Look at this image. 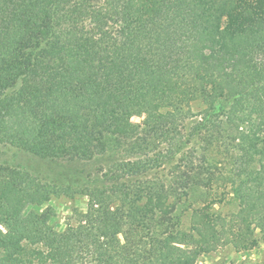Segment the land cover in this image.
<instances>
[{"label":"trees","instance_id":"trees-1","mask_svg":"<svg viewBox=\"0 0 264 264\" xmlns=\"http://www.w3.org/2000/svg\"><path fill=\"white\" fill-rule=\"evenodd\" d=\"M137 2L0 0V144L68 163L118 155L83 189L0 167L28 197L17 214L0 197V264H197L264 244V0H159L149 17ZM173 77L186 90L159 94ZM225 191L239 210L209 215ZM50 194H84L87 212L57 229L52 208L30 211Z\"/></svg>","mask_w":264,"mask_h":264},{"label":"rangeland","instance_id":"rangeland-1","mask_svg":"<svg viewBox=\"0 0 264 264\" xmlns=\"http://www.w3.org/2000/svg\"><path fill=\"white\" fill-rule=\"evenodd\" d=\"M159 0H138L137 7L140 8L145 16H151L158 7ZM183 82H177V80L173 77L170 79L163 80L158 85L159 94H168L174 92V94H178L183 90H186V87ZM159 100V99H158ZM144 117L134 116L133 122L136 124H140ZM129 158V157H128ZM118 159V155H115L114 158L106 159L105 161L99 160L96 162H73L68 163L67 161H54L52 159H41L39 157L32 156L30 154H26L25 152H21V150L12 147L0 144V167L8 168L10 170L17 169H30L33 172L36 170L42 169L49 174L50 181L53 179L57 183L67 182L70 180H74L76 184L83 180L81 184V189H83L86 185L89 184V178L82 176V174L89 175L97 171L100 167H104L105 165H109L110 162H114ZM131 160L130 158L128 159ZM110 161V162H109ZM109 163V164H108ZM85 172V173H84ZM83 178V179H82ZM4 178L0 177V197L2 194H12L14 196L16 202V210H13L16 214L21 210V206L25 204L28 198L27 196L21 197L19 196V189L17 187V183L9 182V185L4 182ZM8 182V181H7ZM14 185V186H13ZM60 187H67L66 185H60ZM226 190V188H224ZM15 190L17 192H15ZM224 192V190H223ZM215 190L211 192V198H216ZM226 197L220 196L221 199H217V202L222 203L214 206L212 209L210 206L206 207L209 210V215L213 216H225L229 217L231 214L234 215L239 209L236 207L235 201L231 200L232 196L228 194V191H225ZM3 197V196H2ZM50 200L47 202L45 206L42 207H33L30 208V211L33 209H38L40 211L46 210V208L50 207L54 210V218L52 220L53 225L57 229H66L67 225L75 224L74 220H71L73 216V210L78 209L82 213L87 212V204H89V197L84 194H76L74 197L72 196H58L56 194L49 195ZM223 198V199H222ZM23 199V200H22ZM32 199V198H31ZM1 206V205H0ZM213 207V206H212ZM206 211L205 209H203ZM216 210V211H213ZM1 211V207H0ZM206 215L208 214L205 213ZM230 228L238 233L239 230H236L235 224L230 225ZM0 229L6 232V228L4 226L0 227ZM244 230L251 232L250 229L245 225ZM237 245H227L220 250L211 253L209 255H205L199 258L197 264H219V262H229L231 264H261L264 262V244L261 243L259 237L255 235L253 238L246 237L244 240H240Z\"/></svg>","mask_w":264,"mask_h":264}]
</instances>
